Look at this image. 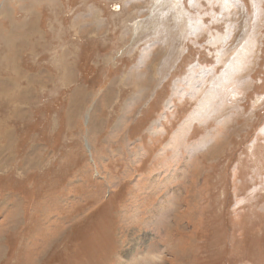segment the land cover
<instances>
[{
    "label": "rangeland",
    "instance_id": "rangeland-1",
    "mask_svg": "<svg viewBox=\"0 0 264 264\" xmlns=\"http://www.w3.org/2000/svg\"><path fill=\"white\" fill-rule=\"evenodd\" d=\"M0 264H264V0H0Z\"/></svg>",
    "mask_w": 264,
    "mask_h": 264
}]
</instances>
